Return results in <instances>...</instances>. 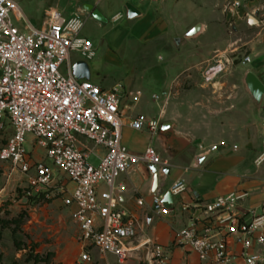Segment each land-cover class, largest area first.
<instances>
[{"label": "built area", "instance_id": "1", "mask_svg": "<svg viewBox=\"0 0 264 264\" xmlns=\"http://www.w3.org/2000/svg\"><path fill=\"white\" fill-rule=\"evenodd\" d=\"M14 18L25 20L22 30ZM85 24L82 12L66 18L53 8L38 28L15 0H0V132L9 134L0 148V161L10 163L25 176L26 200L51 199L57 190L64 205L74 207L72 217L80 228L81 262L92 263V249H96L102 257L114 255L123 264L132 252L130 240L142 225L120 207L122 188L117 181L137 166L156 164L160 172L171 164L154 146L138 153L124 144L121 86L106 90L93 80L75 76L76 62H89L97 55L93 41L83 34ZM249 62L251 56L244 54L242 63ZM216 63L219 68L221 62ZM261 112V150L256 159L259 167L264 166V98ZM161 125V119L137 117L131 121L134 129L152 134H157ZM29 134L51 165L35 159L34 151H27ZM226 146L221 141L199 148L210 154ZM93 156L99 162L97 166L90 161ZM187 189L180 179L170 192L174 198ZM248 195L233 192L206 204L204 211L216 226L213 233L210 228L201 230L192 221L176 232V242L189 246L203 260L212 255L215 264H234L226 236L235 235L243 248L241 264H264V203L260 211L250 212V218L237 211ZM190 208L189 204L182 206L183 211ZM152 209L163 217L176 212L175 204L165 202L158 191L153 193ZM220 230L225 235H219ZM142 246L152 247L151 256L139 264H169V255L162 246L151 240Z\"/></svg>", "mask_w": 264, "mask_h": 264}, {"label": "crops", "instance_id": "2", "mask_svg": "<svg viewBox=\"0 0 264 264\" xmlns=\"http://www.w3.org/2000/svg\"><path fill=\"white\" fill-rule=\"evenodd\" d=\"M236 1L241 5L233 6ZM83 2L93 5V11H99L102 17V20H98L92 16V13L87 15L82 13L86 19L83 30L86 37L87 28L91 25L92 28H101L109 22L127 19L137 38L147 44H153L157 50L165 51L166 46L161 42L162 37L171 31L164 19L165 16L175 18L195 16L196 19H200L196 25L198 23L204 25L198 36L179 44L177 60L170 55L166 64L154 66L152 82L164 91L163 98L158 95L160 98L157 100L163 99L158 113L144 117L134 111L141 103V91L134 94L131 89L120 83L104 89L112 90L116 86H121L120 93L123 96L125 114L124 144L138 153L145 151L148 146H156L160 154L171 164L168 176L159 174L156 190L153 188V176L143 165L122 174L117 181L122 188L120 207L142 225L138 229L137 236L130 240L129 247L132 252L123 264H139L141 259L146 258L147 255L151 256L152 247L142 246L146 240H151L166 250L170 259L169 264H215L212 255L203 260L189 246L177 243L175 235L178 230L188 226L192 221H196L201 230L210 228V232L213 233L216 226L211 216L205 213V205L233 192L249 194L238 207L237 211L240 215H248L247 217L250 218V212L260 211L264 203V166H257L256 159L261 150V122L258 140L253 143L248 125L251 122L249 116L256 113L257 107L247 90L246 105L232 106L229 108L231 112L223 119L220 116L215 117L213 112L206 111L203 106L180 102L176 97L171 100V88L183 74L188 60L193 58L196 63H201L202 59L205 63L216 60L222 63L219 58L227 55L229 51L235 53L240 48L244 50L243 55L251 56V62L247 63L250 64L249 71L264 81V0H84ZM127 4L138 10L136 18H128ZM77 10L76 12L79 13V5ZM116 16L119 18L115 19ZM216 65L217 63L210 68L209 74L215 75L220 71L222 65L219 68H216ZM236 97H240V94ZM236 107L238 110H235ZM137 117L161 119L162 124L171 122L173 126L165 132H162L160 127L157 134H152L146 129L136 130L131 126V121ZM221 141H225L227 146L199 160V156L206 153L199 148L200 145L210 146ZM191 145L195 147L192 148ZM234 145H238V149H233ZM180 179L185 181L188 189L173 198L175 214L168 217L156 214L152 209L154 191L161 190V194L165 195ZM103 189L106 187L103 186ZM141 200L144 202L142 205ZM183 204H189L191 208L183 211ZM67 208L72 217L74 207ZM220 231L222 232L219 235H225L223 230ZM226 241L228 250L234 257V264H241L240 255L243 248L237 242V237L227 235ZM93 257L92 263H81L119 264L118 258L114 255L102 257L98 253L97 257Z\"/></svg>", "mask_w": 264, "mask_h": 264}, {"label": "rangeland", "instance_id": "3", "mask_svg": "<svg viewBox=\"0 0 264 264\" xmlns=\"http://www.w3.org/2000/svg\"><path fill=\"white\" fill-rule=\"evenodd\" d=\"M15 1L26 17L41 28L45 23L46 13L51 8L58 9L63 16L69 18L78 13L77 7L84 0ZM164 19L171 30L162 37L165 51L157 50L153 44L137 38L127 19L109 22L101 28H92L91 25L85 33L97 49L96 57L88 62L93 82L103 88L120 83L134 94L141 91V103L134 111L144 117L158 113L163 104V99L154 98L155 95L162 96L164 93L152 82L154 66L166 64L170 55L177 60L180 49L177 40L180 39L181 44L185 40L194 39L185 38V33L200 20L195 16H165ZM14 21L21 30L24 28L25 20L14 18ZM243 53L244 50L240 48L235 53L229 51L219 58L222 60V67L215 76L213 73L209 74V71L216 61L205 63L202 59L197 64L193 58L188 60L183 74L172 85L171 100L176 97L180 102L203 106L206 111L213 112L215 117L223 119L231 112L229 108L232 106L246 105L243 80L249 72L250 64L242 63ZM201 55L202 53L199 57ZM238 94L240 97H236ZM262 103L256 104V113L249 116L251 122L248 128L253 143L258 140ZM8 135L7 132H0V148L7 143ZM25 147L28 152L34 151L35 159H43L52 164L45 152L35 147L33 135L27 136ZM190 147L194 148L195 145ZM90 161L95 166L99 163L94 156ZM27 186L25 176L14 170L10 163L0 161V220L8 222L7 227H2L0 222V264H84L80 260V228L64 205L62 195H58V191L54 189L55 196L51 199L29 202L26 200ZM14 220H20L19 225ZM15 228L17 236L13 233ZM98 253L96 249H92V256L97 257Z\"/></svg>", "mask_w": 264, "mask_h": 264}, {"label": "water", "instance_id": "4", "mask_svg": "<svg viewBox=\"0 0 264 264\" xmlns=\"http://www.w3.org/2000/svg\"><path fill=\"white\" fill-rule=\"evenodd\" d=\"M94 6L85 2H82L79 4V11L84 13V14H90L92 13V16L98 20H102V17L99 13V11L94 10ZM127 16L129 19H134L138 16V10L132 6L131 4H127ZM204 25L202 23H198L195 25L189 32L185 34V38H195L198 36L202 30H203ZM180 39L177 40V42L180 44ZM74 74L79 80H86V81H91L92 80V72L90 65L88 62L84 60H80L76 62L73 66ZM244 85L247 90V92L251 95L253 101L255 104H261L262 100L264 98V82L260 80L256 74L253 72L249 71L245 74L244 77ZM173 126V123L168 122L164 123L161 126V131L165 132L169 130ZM184 139H182L183 141ZM208 153L202 154L199 156V160H202L204 157H207ZM144 168L149 172L150 175L153 176V188L156 190L158 187V178H159V173L164 174L165 176H168L170 173V167H163L160 169L159 172V166L156 164H150V165H143ZM158 193H162L161 190L158 191ZM164 201L173 204V197L171 192H167L164 195Z\"/></svg>", "mask_w": 264, "mask_h": 264}, {"label": "trees", "instance_id": "5", "mask_svg": "<svg viewBox=\"0 0 264 264\" xmlns=\"http://www.w3.org/2000/svg\"><path fill=\"white\" fill-rule=\"evenodd\" d=\"M42 199H46V198H37V197H33V198H29V202H37V201H40V200H42ZM0 222H1V224H2V227H7L8 226V222H5V221H2V220H0ZM18 223V225H19V223H20V220H14V223ZM13 233H14V235L15 236H17V229L15 228L14 230H13ZM1 235V234H0ZM49 255H51V254H49Z\"/></svg>", "mask_w": 264, "mask_h": 264}]
</instances>
